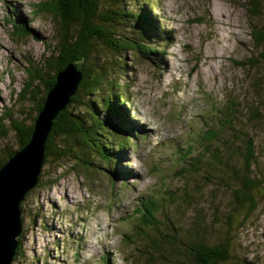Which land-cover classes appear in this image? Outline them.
<instances>
[{
	"label": "rangeland",
	"instance_id": "374dc122",
	"mask_svg": "<svg viewBox=\"0 0 264 264\" xmlns=\"http://www.w3.org/2000/svg\"><path fill=\"white\" fill-rule=\"evenodd\" d=\"M47 1L0 0V134L8 133L6 140L0 137V161L20 146L7 119L12 116L16 127L27 131L54 75L45 70L32 95L28 68H45L43 60L59 47L53 10L36 13L37 5ZM151 1L157 6L153 16L173 32L174 43L159 45L167 50L156 65L129 52L127 70L114 75L126 85L129 124L135 130L120 164L128 178L109 175L93 146L84 156L90 165L83 166L77 155L50 157L39 184L23 201L22 256L13 264H140L145 243L133 228L136 211L150 198L167 200L169 219L183 234L196 227L198 215L209 216L213 226L207 225L205 241L229 245L231 258L225 264H264V43L252 37L255 27L264 29V0L257 17L247 11L248 0ZM10 22L26 23L30 33L17 38ZM105 59L114 64L109 53ZM232 104L237 111L229 123ZM224 112L225 143L236 141L240 152L225 153L221 187L205 184L203 172L185 166L190 153L202 148L201 132L224 119ZM244 132L255 144L250 190L231 181L226 167H241L245 150L239 134ZM170 191L182 209L171 206ZM241 191L252 201L240 203ZM186 195L190 207L182 202ZM158 217L168 224L164 213ZM157 233L145 229L146 235ZM183 248L169 249L168 261L159 257V264H195Z\"/></svg>",
	"mask_w": 264,
	"mask_h": 264
},
{
	"label": "trees",
	"instance_id": "16d2710c",
	"mask_svg": "<svg viewBox=\"0 0 264 264\" xmlns=\"http://www.w3.org/2000/svg\"><path fill=\"white\" fill-rule=\"evenodd\" d=\"M261 2V0L247 1L245 7L252 17L261 15ZM133 3L144 7L134 10L129 7ZM36 8L37 14L53 10L52 14L58 25L56 32L59 36L57 43L59 47L55 48V56L43 60L42 64L45 68L38 69L37 65L33 67L32 64L29 65L32 68H28L31 78L28 88L32 95L36 88L39 89L38 84L44 80L45 74L43 73L47 69H51L54 73L52 80L45 85V95L35 111L37 115L42 111L46 97L56 83L57 74L71 62L80 63L82 66V80L76 95L71 98L68 106L57 115L53 122V128L45 146L44 165L49 163L50 157L53 156L63 159L68 156L75 157V155L80 156L79 160L83 166L90 165V161H85L84 156H88L87 150L93 146L95 155L103 161L105 171L109 175L128 178L129 174L120 168V164L124 159L122 153L131 146L130 139L135 136V130L129 124L131 120L127 107L130 100L127 98L126 85L120 80L117 81L114 75L123 74V71L127 70L129 62L125 56L129 52L136 53L138 57L147 62L159 64V57H163L161 55L166 53V47L174 43L173 32L159 25V18L153 16L157 6L151 0H48L39 3ZM9 24L14 28L13 35L17 38L27 37L30 33L26 23H21L22 26H18L15 22ZM252 37L257 43H264V29L260 30L255 27ZM160 44L167 46L160 47ZM101 48L103 49L102 54L100 53ZM108 53L115 59L114 64L106 63L105 58ZM236 108L237 105L232 104L228 111L227 121L229 123L231 116L237 111ZM223 118L213 120L201 132L202 148L190 153L185 166L196 173L203 172L205 184L221 187H225V153L231 156L240 152L236 147V141L229 140L225 143V112ZM35 119L36 117L33 119L34 122ZM7 120L15 126L13 130L18 133L20 143L18 150H20L30 141L34 122L26 131L16 127L12 116ZM7 136L8 133L0 134L3 140H6ZM239 136L242 140L241 146L244 145L245 150V153H242L243 163L240 168H235L230 163H226V167L231 171V176H229L231 181L238 182L246 190H250L252 187L248 185L255 184L250 178L255 159V144L246 132ZM58 140L62 143L58 144ZM70 141L74 144H70ZM14 153L15 151H10L0 161V168ZM182 170L186 169L183 167ZM41 178L39 176V181ZM170 193L171 206L174 209H182L184 206H179L181 202L172 191ZM28 195L29 193L26 197ZM242 195L243 197L239 199L240 203L251 200L244 191ZM188 198L187 195L184 196L182 202L189 205ZM166 203L165 198L146 199L142 201L139 211H136L138 224L135 225L133 231L145 243L144 250L141 251L142 255L137 257L142 261L140 264H159L161 262L159 257L168 261L170 250L181 246L185 251L183 255L192 256L195 264H225L231 258L227 243L207 245L205 241V235L209 230L207 225L213 226L209 216L198 215L196 227L191 232L183 234L179 232L178 227H175L173 220L169 219L167 213L169 206ZM252 205L254 207V204ZM22 206L23 202L21 210ZM160 213H164L167 218L166 226L158 217ZM22 216L25 220L24 211ZM229 220H233V217L230 216ZM163 227L165 231L161 234L157 233V230ZM146 228L154 230L157 234L155 236L146 235ZM199 228L203 231L200 234L198 233ZM168 231L169 235H167ZM23 236L24 232L20 236V244L13 262L22 256ZM129 242L134 243L132 238ZM107 263L110 264L109 261Z\"/></svg>",
	"mask_w": 264,
	"mask_h": 264
},
{
	"label": "water",
	"instance_id": "95a60500",
	"mask_svg": "<svg viewBox=\"0 0 264 264\" xmlns=\"http://www.w3.org/2000/svg\"><path fill=\"white\" fill-rule=\"evenodd\" d=\"M81 80L80 63L71 62L57 74L56 83L35 120L30 141L0 168V264L14 261L23 230L21 203L38 184L53 122L76 95Z\"/></svg>",
	"mask_w": 264,
	"mask_h": 264
}]
</instances>
